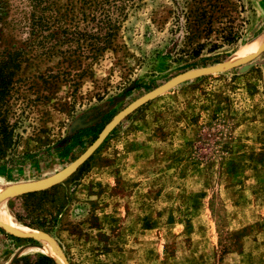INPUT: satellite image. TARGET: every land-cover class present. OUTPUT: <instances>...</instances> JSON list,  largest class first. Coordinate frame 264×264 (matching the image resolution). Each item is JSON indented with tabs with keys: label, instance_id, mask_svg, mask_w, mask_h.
Returning <instances> with one entry per match:
<instances>
[{
	"label": "rangeland",
	"instance_id": "374dc122",
	"mask_svg": "<svg viewBox=\"0 0 264 264\" xmlns=\"http://www.w3.org/2000/svg\"><path fill=\"white\" fill-rule=\"evenodd\" d=\"M262 35L264 0H0V56L23 54L10 117L30 153L0 169V215L32 232L0 225V264H264ZM220 63L129 114L64 181L16 191L139 97Z\"/></svg>",
	"mask_w": 264,
	"mask_h": 264
},
{
	"label": "trees",
	"instance_id": "16d2710c",
	"mask_svg": "<svg viewBox=\"0 0 264 264\" xmlns=\"http://www.w3.org/2000/svg\"><path fill=\"white\" fill-rule=\"evenodd\" d=\"M231 35L228 38L229 42H234L238 39L237 34ZM22 62V51H6L0 56V169L23 165L26 157L30 154L29 152H19L24 130L20 131L22 127L20 122L18 120L12 122L10 117L11 93L17 81L16 76L22 68ZM26 195L30 196L32 193H27ZM18 218L21 220L20 216ZM19 220L18 222H21ZM38 257L47 263H54V259L47 254H40Z\"/></svg>",
	"mask_w": 264,
	"mask_h": 264
},
{
	"label": "water",
	"instance_id": "95a60500",
	"mask_svg": "<svg viewBox=\"0 0 264 264\" xmlns=\"http://www.w3.org/2000/svg\"><path fill=\"white\" fill-rule=\"evenodd\" d=\"M225 66V63H220L216 65H210V66H204L200 68L191 69L188 71H185L183 73H180L164 84L156 87L155 89L147 92L143 96L139 97L135 101H133L131 104H129L127 107H125L122 111L117 113L113 119L105 126V128L102 130V132L99 134V136L96 138V140L87 148V150L81 154L76 160H74L71 164H69L66 168H64L61 172H59L54 177L45 180L41 183L32 184V185H24V186H18L17 192L22 193H30L35 191H41L48 189L65 179H67L69 176H71L104 142V140L108 137V135L111 133V131L129 114H131L133 111L141 107L142 105L148 103L149 101L159 97L163 93L171 90L172 88L176 87L177 85L186 82L188 80H192L201 76L209 75L218 71H221L223 67ZM0 225H2L4 228H6L8 231L19 235V236H31L32 232H26V231H19L14 230L7 226L5 223H3L0 220ZM43 235H47L46 233H41Z\"/></svg>",
	"mask_w": 264,
	"mask_h": 264
},
{
	"label": "bare ground",
	"instance_id": "6f19581e",
	"mask_svg": "<svg viewBox=\"0 0 264 264\" xmlns=\"http://www.w3.org/2000/svg\"><path fill=\"white\" fill-rule=\"evenodd\" d=\"M261 44H264V35H262L261 37H259L253 44H252V47L251 48H257V47H259V45H261ZM250 47V46H249ZM249 50V49H248ZM246 55V54H245ZM233 61H236V60H230L229 61V63L230 62H233ZM0 212L4 215V216H6V212L5 211H3L1 208H0ZM8 219V218H7ZM0 220L3 222V223H5L7 226H9L10 228H12V229H14V230H19V231H25L24 229H25V226L24 225H20V224H16V223H13V222H10V221H8V220H6L4 217H2L1 215H0ZM26 232H31V229H28V230H26Z\"/></svg>",
	"mask_w": 264,
	"mask_h": 264
}]
</instances>
